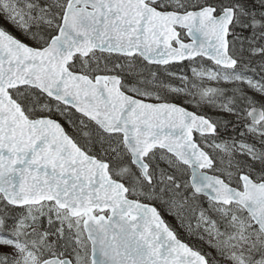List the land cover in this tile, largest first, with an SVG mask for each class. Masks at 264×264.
Segmentation results:
<instances>
[{
    "label": "snow or ice",
    "instance_id": "1",
    "mask_svg": "<svg viewBox=\"0 0 264 264\" xmlns=\"http://www.w3.org/2000/svg\"><path fill=\"white\" fill-rule=\"evenodd\" d=\"M0 264H264V0H0Z\"/></svg>",
    "mask_w": 264,
    "mask_h": 264
}]
</instances>
